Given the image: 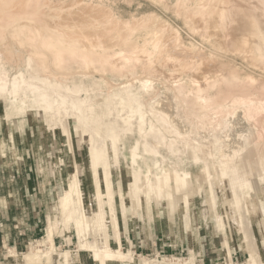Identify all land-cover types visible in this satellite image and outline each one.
<instances>
[{"label": "rangeland", "instance_id": "obj_1", "mask_svg": "<svg viewBox=\"0 0 264 264\" xmlns=\"http://www.w3.org/2000/svg\"><path fill=\"white\" fill-rule=\"evenodd\" d=\"M42 1L85 31L57 63L0 3V264H264V48L229 0ZM209 86L252 93L208 122Z\"/></svg>", "mask_w": 264, "mask_h": 264}, {"label": "bare ground", "instance_id": "obj_2", "mask_svg": "<svg viewBox=\"0 0 264 264\" xmlns=\"http://www.w3.org/2000/svg\"><path fill=\"white\" fill-rule=\"evenodd\" d=\"M34 1V0H33ZM36 2H38L37 0H35ZM204 1V0H203ZM227 1V0H226ZM255 1L257 2V0L252 1L253 4H255ZM34 2V4L36 3ZM41 2V1H40ZM200 2V1H199ZM222 2V1H221ZM228 4H225L227 3ZM227 2H223L225 6L224 10H222V14L224 16H226V18L228 17L230 20L231 18H234L238 20L239 22V27L242 30L246 31V33L250 36L249 38L254 40L255 43V48L258 50H261L264 48V0H258V3L255 5L253 4H246L245 5H241V3H237L236 0H229ZM245 2V1H244ZM3 3V10L1 11L3 14V17L5 16L6 19L8 21H12L13 19L15 20H21L23 18H29L32 19L33 21H35L37 23L38 27V33L39 36L43 39V43L45 45H50L53 44V47H51L54 52H55V61L57 60V63H61L64 62V59L66 58H70L72 55H74V51L66 48L64 45L68 44L67 39H74L73 37H77V33L75 34L76 31H81L83 33V30L85 31L84 27H80L79 24L78 27L76 25V23H72V28L68 27V31L67 34L64 31L65 26L67 27L68 24L64 23V18H62L64 16L65 13L61 12V9H63V7H52L51 4L49 5L48 2H43L44 4H42L41 8H38L39 10L35 9L33 4H30V0H27L25 2V0H2ZM251 3V2H250ZM259 5V6H257ZM39 6V5H37ZM224 7V6H223ZM66 9V8H65ZM68 9V8H67ZM54 10V11H53ZM69 10V9H68ZM200 11V10H199ZM64 12V10H63ZM66 12V11H65ZM219 14H221V11H219ZM218 14V15H219ZM219 15V16H220ZM2 17V18H3ZM77 18V17H76ZM108 19V18H107ZM228 19V20H229ZM31 20V21H32ZM2 21V20H1ZM84 21V20H82ZM76 22V21H75ZM80 22V21H79ZM226 22V21H225ZM224 22V23H225ZM233 22V21H232ZM10 23V22H9ZM234 23V22H233ZM94 24V23H93ZM83 25V24H82ZM18 26V25H17ZM5 28H3L4 30ZM58 30H62V32H58ZM75 31V32H74ZM22 32V31H21ZM81 33V35H82ZM85 33V32H84ZM84 35V34H83ZM238 35V34H237ZM244 35V33H243ZM79 36V34H78ZM39 37V38H40ZM80 37V36H79ZM78 37V38H79ZM84 38V36H83ZM82 39V38H81ZM76 40V39H75ZM238 40V39H237ZM249 40V39H248ZM80 41V40H79ZM85 41V40H83ZM76 42V41H75ZM261 42V48L259 49V43ZM50 43V44H49ZM72 43V42H71ZM80 43V42H79ZM85 42H82V44L80 43V45H83ZM252 43V42H251ZM87 45V44H86ZM89 45V44H88ZM87 45V46H88ZM99 45V43H98ZM97 45V46H98ZM246 44H244L245 46ZM93 46V45H91ZM96 46V45H95ZM104 46V45H102ZM102 46L100 48H102ZM82 47V46H81ZM83 47H85L83 45ZM105 47V46H104ZM99 48V47H98ZM106 48V47H105ZM136 48V47H135ZM90 51L86 52V57L87 58H91L95 55L96 50H91V48H89ZM93 49V48H92ZM97 49V48H96ZM104 49V48H103ZM109 49V48H108ZM86 51V50H85ZM103 52V51H101ZM260 52V51H259ZM106 53V51H105ZM40 54V53H39ZM45 54V53H44ZM99 55V54H98ZM104 55V54H103ZM112 54H110L111 57ZM102 56V54H101ZM106 56V54L104 55ZM73 57V56H72ZM75 57V56H74ZM109 57V55H108ZM107 57V58H108ZM109 57V58H110ZM74 59V58H73ZM100 59V58H99ZM71 60V59H70ZM42 62V60H41ZM50 62V61H49ZM44 63V62H43ZM64 64V63H63ZM42 67V66H41ZM234 78V77H233ZM239 78V77H238ZM228 79V77L226 78ZM222 80V79H221ZM225 80V79H224ZM233 80V79H231ZM227 80L223 81L222 83L226 82ZM230 81V80H229ZM217 82V81H216ZM221 83L220 81H218V84ZM220 84V88L221 85ZM223 83V84H224ZM205 85V84H204ZM217 85V84H216ZM215 86V85H214ZM213 86V87H214ZM129 87V86H128ZM218 87V86H217ZM126 88V87H125ZM176 88V87H175ZM212 88V87H211ZM130 89V88H129ZM128 89V90H129ZM180 89H183L182 87H180ZM127 90V88H126ZM127 90V91H128ZM209 90H210V86L207 88H200L198 90V92H194L196 93V95L192 96V100L195 102V104L197 105H201L202 109H204L203 112H201L200 115L196 116L197 118H201V119H209L208 122H210V115H215V116H220L223 115L224 110L223 107L225 103L224 100L226 99H232L233 94H240V95H247L249 96L252 93V89L251 88H232V86L229 88L226 87V91L224 92L223 89H221L218 94H214L215 96H211L209 94ZM254 90V89H253ZM184 91V90H183ZM127 93V92H126ZM129 93V92H128ZM192 95V94H191ZM185 96V95H184ZM188 96V95H187ZM231 96V98H230ZM135 97V96H134ZM187 99V98H186ZM190 99V98H189ZM228 99V101H230ZM191 100V99H190ZM188 100V101H190ZM187 101V100H186ZM185 101V102H186ZM223 103V104H222ZM189 104V103H188ZM193 104V103H192ZM194 104V105H195ZM226 105V104H225ZM199 110H201L199 108ZM198 111V110H197ZM194 111V112H197ZM202 111V110H201ZM199 113V112H197ZM192 114V113H191ZM195 115V114H194ZM194 117V116H193ZM194 117V118H196ZM197 120V119H196ZM219 120V119H218ZM198 121V120H197ZM202 121V120H201ZM207 121V120H206ZM205 121V122H206ZM207 123V122H206ZM213 123V122H212ZM214 123H218L217 121ZM203 125V124H202ZM218 125V124H217ZM256 136V135H255ZM254 136V137H255ZM253 137V138H254ZM255 139L257 140L256 144L254 146H252V151L255 150L256 148H258L260 145L263 144L264 142V138L258 134L257 137H255ZM255 140V141H256ZM252 141V140H251ZM264 157V154L262 155ZM249 173V172H248ZM169 189V188H168ZM167 189V190H168ZM184 190L183 188L181 189V191ZM170 191V190H168ZM180 191V192H181ZM83 236H81L80 239V244L82 245L83 243ZM99 244V243H97ZM95 245V243L93 244ZM95 248V246H94ZM97 248V252L99 251V248ZM70 254V253H69ZM68 254V255H69ZM97 254V253H96ZM95 254V255H96ZM68 255H66L68 257ZM97 256V255H96Z\"/></svg>", "mask_w": 264, "mask_h": 264}, {"label": "crops", "instance_id": "obj_3", "mask_svg": "<svg viewBox=\"0 0 264 264\" xmlns=\"http://www.w3.org/2000/svg\"><path fill=\"white\" fill-rule=\"evenodd\" d=\"M53 243H54V242H53ZM52 245H53V244H52ZM100 251H101V250H99V251L97 252V254H96L97 256H98V253H99V255H100ZM97 256H96V257H97Z\"/></svg>", "mask_w": 264, "mask_h": 264}]
</instances>
